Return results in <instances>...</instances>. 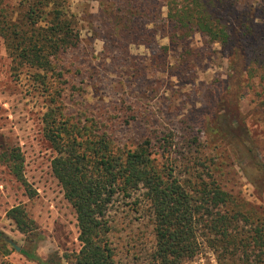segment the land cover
Masks as SVG:
<instances>
[{
    "label": "rangeland",
    "instance_id": "1",
    "mask_svg": "<svg viewBox=\"0 0 264 264\" xmlns=\"http://www.w3.org/2000/svg\"><path fill=\"white\" fill-rule=\"evenodd\" d=\"M219 1L212 15L228 32L224 44L182 29L171 40L166 0H66L80 42L60 62L68 85L64 108L103 113L130 107L135 119L115 125L121 143L134 147L150 137L157 162L172 163L182 178L209 174L249 210L264 214V186L250 182L249 165L253 158L264 164V0ZM33 73L26 67L12 73L0 38V153L18 147L36 191L28 197L0 162V231L9 242L0 240V264H39L20 253L33 244L42 258L79 248L76 215L50 171L54 152L42 134L49 97ZM168 133L176 146L165 154L158 141ZM132 201L117 196L108 209V238L123 264H141L154 245L149 209ZM16 207L32 221L28 234L9 218ZM199 241L194 255L211 252L218 261L206 240Z\"/></svg>",
    "mask_w": 264,
    "mask_h": 264
},
{
    "label": "trees",
    "instance_id": "2",
    "mask_svg": "<svg viewBox=\"0 0 264 264\" xmlns=\"http://www.w3.org/2000/svg\"><path fill=\"white\" fill-rule=\"evenodd\" d=\"M166 7L171 40L182 29L198 31L211 42L228 41V32L212 15L219 0H166ZM67 8L66 0H0V38L12 73L33 68L32 77L49 97L41 119L43 137L54 152L50 171L74 209L78 228L76 251L60 255L55 250L42 258L33 244L20 253L39 264H123L108 238L113 228L108 209L118 196L133 199L130 206L144 202L149 209L154 245L141 264H180L197 252L199 238L215 250L219 264H264V214L249 210L209 174L182 178L172 163L157 162L150 137L134 147L121 143L115 125L135 119L130 107L119 104L103 113L86 106L71 112L64 108L68 85L60 62L80 42ZM163 136L158 148L170 154L176 144L171 134ZM0 162L33 197L36 191L25 178L18 147L2 151ZM249 165L250 182L264 186V164L253 158ZM8 215L21 233L32 231V221L20 208ZM0 240L9 243L1 231ZM3 248L4 255L9 253Z\"/></svg>",
    "mask_w": 264,
    "mask_h": 264
},
{
    "label": "built area",
    "instance_id": "3",
    "mask_svg": "<svg viewBox=\"0 0 264 264\" xmlns=\"http://www.w3.org/2000/svg\"><path fill=\"white\" fill-rule=\"evenodd\" d=\"M180 264H219L211 252L198 253L191 258L183 260Z\"/></svg>",
    "mask_w": 264,
    "mask_h": 264
},
{
    "label": "water",
    "instance_id": "4",
    "mask_svg": "<svg viewBox=\"0 0 264 264\" xmlns=\"http://www.w3.org/2000/svg\"><path fill=\"white\" fill-rule=\"evenodd\" d=\"M12 244V246L14 247L15 251H19V247L16 246L14 243L10 242Z\"/></svg>",
    "mask_w": 264,
    "mask_h": 264
}]
</instances>
